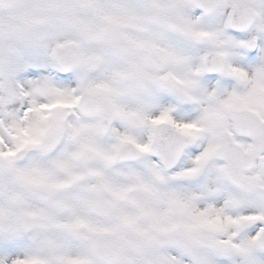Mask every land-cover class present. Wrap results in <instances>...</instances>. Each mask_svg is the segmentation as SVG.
I'll return each instance as SVG.
<instances>
[{
    "label": "snow or ice",
    "instance_id": "1",
    "mask_svg": "<svg viewBox=\"0 0 264 264\" xmlns=\"http://www.w3.org/2000/svg\"><path fill=\"white\" fill-rule=\"evenodd\" d=\"M0 264H264V0H0Z\"/></svg>",
    "mask_w": 264,
    "mask_h": 264
}]
</instances>
